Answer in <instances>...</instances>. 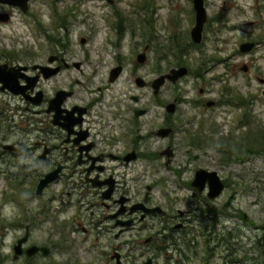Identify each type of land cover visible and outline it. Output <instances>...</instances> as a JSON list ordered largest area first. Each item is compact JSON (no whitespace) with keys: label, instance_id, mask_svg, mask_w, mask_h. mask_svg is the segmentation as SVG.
<instances>
[{"label":"flooded vegetation","instance_id":"obj_1","mask_svg":"<svg viewBox=\"0 0 264 264\" xmlns=\"http://www.w3.org/2000/svg\"><path fill=\"white\" fill-rule=\"evenodd\" d=\"M31 1H27L26 11L21 5L0 1V12L9 15L8 20L0 19V23L11 21L13 10L20 8L36 19L38 28H43L38 12L31 8ZM89 1L75 0L60 9L56 0H52L53 18L47 43L0 45V64L14 67L11 74L17 75L16 88L22 90L3 88L4 83L0 81V177L5 184L2 195L16 202L20 209L17 224L24 232L16 243L26 236L21 244L22 252L15 256L14 249V258L19 264H120V260L123 264H137L135 250L139 249L140 255L146 253L140 244L150 243L157 236L167 248L174 247L180 252L186 246L182 248L179 241L186 240L185 245L195 247V239L188 238L194 230L193 222L210 219V223L194 234L195 238L203 236V254L209 253L207 260L214 250L213 238L226 239V233L220 236L216 223L222 221L221 217L231 215L228 207L236 190L228 194L223 206L215 207L214 200L229 189V184L218 172L224 188L212 196L209 181H195L198 169L211 168L196 166L185 183L196 199H188V208H182L176 206L179 198L165 196L162 200L154 196L155 187L165 181L154 163L159 161L168 167L176 156L172 138L187 118L180 107L183 102L188 101L205 112L223 103V95L218 99L207 97L209 87L202 86L199 96L188 100L185 96L189 90H182L166 102L159 94L162 86L173 80L166 79L159 91L154 90V79L166 72L152 77L151 51L161 48L156 58L159 61L167 58L158 33L162 27L173 30L168 36L173 40L172 48L183 43L199 47L205 41L210 21L208 10L202 38L195 41L191 34L196 23L194 0H190L189 9L178 4L173 7L163 26H157L155 0H134L130 15L120 9L117 4L120 0H98L105 3L102 8L111 7L101 13L82 7ZM204 3L206 6V0ZM262 5L264 8L263 2ZM218 15L220 19L221 14ZM97 17L108 22L105 28L96 24ZM80 25L88 28L85 34H77L82 43H94L95 38L103 36V42L95 43L98 54L108 45L121 49L127 34L130 35L132 77L138 91L132 88L116 95L104 94V85L96 79H106L107 86L118 82L125 70L123 55L98 59L77 57L74 33ZM137 36L141 42L136 40ZM263 38L254 40L256 45ZM99 65L106 66V71L98 70ZM117 67L120 69L115 74ZM189 73L192 71L188 67ZM196 73L200 75L199 71ZM152 90L156 102L166 107L164 119L156 129H152L150 119ZM170 103H175L173 110L168 109ZM18 129L28 137L13 138ZM204 130L191 133L190 143L199 146L202 140H211ZM153 133L167 140L157 150L152 147ZM48 175L53 179L40 187ZM146 177L151 180L145 182ZM233 193L235 196L227 204ZM208 211H214L215 215L209 216ZM155 216L162 224L143 240L137 224ZM47 219L51 225L48 243H29L33 229H40ZM31 246L38 249L29 253ZM42 246L49 250L45 252ZM149 258L153 264L154 257Z\"/></svg>","mask_w":264,"mask_h":264},{"label":"rangeland","instance_id":"obj_2","mask_svg":"<svg viewBox=\"0 0 264 264\" xmlns=\"http://www.w3.org/2000/svg\"><path fill=\"white\" fill-rule=\"evenodd\" d=\"M133 1L120 0L117 4L123 13L130 15V12L133 11ZM74 2L75 0H56L60 9L66 8L67 5ZM262 2L264 3L262 0H206L210 21L207 24L205 41L199 47L183 43L180 44L181 46L172 48L171 41L173 40H170L168 36L173 30L162 27L158 32L163 45L162 49L167 54V58L159 61L156 58V52L160 51L161 48L152 49V77L160 72H167L170 68L181 63L187 65L192 71V73L181 77L180 81H167L162 86L159 97L168 102L173 100L174 96L182 90H189L185 98L191 99V97L201 95L199 89L202 86H208L210 92L206 93L205 96L218 99L221 98L222 94L224 100L218 106L207 108L205 112L202 111V108L188 101L180 105L184 111V116L187 118L172 138L177 153L171 165L166 167L160 165L159 161L154 163L160 170L162 178H165V181L153 190L154 196L162 200L165 196L172 199L179 198L176 201V206L188 208L187 200H195L196 198L192 194V189L185 183L192 177L196 166H207L217 170L229 184V189H226L219 198L214 200L215 207L223 206L224 200L233 190H236V196L232 200L231 206L228 207L231 215L221 217L222 221L216 223L217 231L221 233L220 236L223 237V234L226 233V239L213 238L211 245L214 246V250H212L209 259H205L209 253L203 254V236L194 237L198 229H203L206 223L211 222L210 219H207L204 222L195 220L193 222L194 230L188 235V238L195 239L197 251H195V247L190 248L185 245V243L187 244L186 240L178 241L181 243V247L186 246L187 250L182 247L183 251L180 252L174 247L172 249L171 247L167 248L166 243H162L157 236L150 243L145 244L143 242L140 244L142 248L146 249V253L140 255V250H135L137 264H144L148 256L154 257L153 264H262L264 248V152H242L241 154H244L245 157L244 160L224 161L225 152L218 143L219 139L234 143L237 138L246 136L249 131H255V127L264 128V82L261 81V78H264V38L250 52L239 50L241 42L264 37ZM104 4L98 0H91L82 7H87L98 13L111 9L110 6L102 8ZM177 4L187 9L190 8V0H155L157 26H163L167 23L168 16L172 14L173 7H177ZM31 8L38 12L37 18L43 24V28L37 27L36 19L32 16L24 14L20 8H15L12 20L0 23V45L49 42L47 32L53 18L52 0H32ZM218 14H221L220 19ZM96 20L97 23H94L99 27H104L108 23L100 17H97ZM81 26L82 28H80ZM75 31L74 48L77 57L88 56L91 59H98L123 55L125 70L118 82L107 86L106 79H96L97 83L101 82L104 85V94L116 95L132 88L138 91L132 77L134 64L130 59L132 40L129 34H127V39L121 49L108 45L105 51L98 54L95 51V43L97 41V45H99L100 42H103L101 40L103 36L95 38L94 43L85 44L79 40L77 34H85L88 31L87 26H77ZM112 37L115 38L116 34H113ZM136 40L141 42V37L137 36ZM168 45L171 49H168ZM244 64L248 65V70H243ZM96 68L103 72L107 69L106 66L101 65ZM196 71H199L200 75ZM234 90L241 91L244 97L248 98V102L241 104L237 99L231 102L230 96L233 95ZM151 95L150 119L152 129H156L164 119L166 107L156 102L153 97V90ZM248 106L252 108L251 123L246 122L248 119L244 117V112L246 109L248 110ZM13 116L16 118V115ZM188 118H192V120ZM203 130L212 139L202 140L199 146L190 143L189 135ZM12 136L13 138L28 137L25 132L19 129ZM151 142L153 149L157 150L164 146L167 140L153 133ZM151 177L156 178L155 175ZM150 180L149 177H146L145 182ZM4 185V178L0 177V264H19V261L14 258L13 246L18 237L23 234L24 228L17 224L20 209L16 202L7 198L4 199L2 195ZM6 206H12L8 215L4 214ZM207 213L209 216L215 215L214 211ZM161 224L160 218L155 216L138 223L136 229L142 234L144 240ZM50 227L47 219L40 229H33L29 243L47 244Z\"/></svg>","mask_w":264,"mask_h":264},{"label":"water","instance_id":"obj_3","mask_svg":"<svg viewBox=\"0 0 264 264\" xmlns=\"http://www.w3.org/2000/svg\"><path fill=\"white\" fill-rule=\"evenodd\" d=\"M0 1L10 3V4H15V5H21L25 11L27 10L26 6H27L28 0H0ZM194 5L196 8V23L191 30V34H192V37L195 41H200L202 38V31H203L204 23L207 19V8L205 6L204 0H194ZM0 19L4 20V21L8 20L9 19L8 13H1L0 12ZM255 46H256V41L245 40V41L240 43L239 50L241 52H250L255 48ZM13 68H14L13 66L9 67L8 65L0 64V81L4 83L3 88L8 87L9 89H11L15 92H20L22 90L20 88H16L18 77H17V75L13 76L11 74L13 72L12 71ZM119 69H120V67H117L114 69L113 72L115 74H117ZM247 69H248V65L244 64L243 70H247ZM187 73H188V67L186 65H182L180 67H172L168 72L162 73L154 79V81H153L154 90L156 92L159 91L160 87L163 85V83L165 82L166 79L176 81L179 77H182V76L186 75ZM261 80L264 81V78H262ZM61 92H63V91H61ZM211 103H212V101L209 102V104H211ZM174 107H175V103H170L168 105L169 110H173ZM51 179H53V176L48 175V177H46L45 179H43L41 181L40 187L43 186L44 184H46ZM199 179H201L203 181H209V183H210V194L212 196L219 194L222 191V189L224 188V182L222 181L218 171L215 169H211V170H207L204 168L198 169L195 181H197ZM234 196H235V194L233 193L229 197L227 204L231 203V200L233 199ZM25 238H26V236L24 238L19 239L18 242L15 243V246H14L15 256H17L18 253L22 252L21 244ZM36 249H38L37 246H31L28 249V252L32 253V252L36 251ZM41 249L44 250L45 252H47L49 250V248L47 246H42ZM117 255L119 256V253H117ZM151 261H152V258H149L146 260L145 263L151 264ZM119 262H120V264H123L121 260Z\"/></svg>","mask_w":264,"mask_h":264},{"label":"trees","instance_id":"obj_4","mask_svg":"<svg viewBox=\"0 0 264 264\" xmlns=\"http://www.w3.org/2000/svg\"><path fill=\"white\" fill-rule=\"evenodd\" d=\"M264 1V0H263ZM227 89V88H226ZM235 99L239 100L241 104H246L248 102V98L244 97V94H242L239 90H234L233 95L230 96L231 102ZM252 108L251 106H248V110L244 112V117L248 119L246 122H252L253 114H251ZM243 119V118H242ZM255 131H249L246 136H243L242 138H237V140L233 143L232 141H224L223 139H219L218 143L224 150L225 154L223 156V160H244V154H241L242 152L245 153H251V152H264V128L263 127H255ZM254 132V133H253ZM262 132V134H261ZM199 138V137H198ZM264 247V242H263ZM263 254V260L262 264H264V248L262 251Z\"/></svg>","mask_w":264,"mask_h":264},{"label":"clouds","instance_id":"obj_5","mask_svg":"<svg viewBox=\"0 0 264 264\" xmlns=\"http://www.w3.org/2000/svg\"><path fill=\"white\" fill-rule=\"evenodd\" d=\"M11 208H12V206H6L5 209H4V214L8 215L9 212L11 211Z\"/></svg>","mask_w":264,"mask_h":264}]
</instances>
